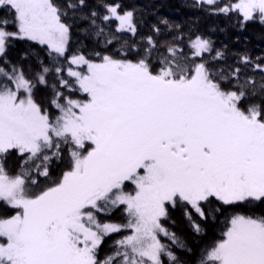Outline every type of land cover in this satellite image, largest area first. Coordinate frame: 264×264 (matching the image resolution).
<instances>
[{
	"label": "snow or ice",
	"instance_id": "1",
	"mask_svg": "<svg viewBox=\"0 0 264 264\" xmlns=\"http://www.w3.org/2000/svg\"><path fill=\"white\" fill-rule=\"evenodd\" d=\"M188 6L264 25V0ZM143 23L118 0H0V264H264V51ZM176 208L219 237L194 252Z\"/></svg>",
	"mask_w": 264,
	"mask_h": 264
},
{
	"label": "trees",
	"instance_id": "2",
	"mask_svg": "<svg viewBox=\"0 0 264 264\" xmlns=\"http://www.w3.org/2000/svg\"><path fill=\"white\" fill-rule=\"evenodd\" d=\"M88 2L94 4L95 0H88ZM118 2L123 4L125 8L134 7L137 9L138 21L144 22L140 27L141 35L149 31L148 25L155 23L158 17H164L170 21L181 24L184 43L180 46L184 48L185 51H187V36L190 31L200 32L209 37L215 48H221L227 45L229 56H231L233 52L242 50L245 46L252 49L253 55H258L261 51H264V25H261L258 19L249 22L247 27L241 30L235 23L237 19L235 14L229 17L207 15L203 11L190 8L188 5L191 4L192 0H118ZM81 27H83V25L77 23L73 28V41H82L87 45L85 49V51H87L93 45L91 39L80 33L79 29ZM111 27L113 29L115 28L114 22ZM173 34L180 35L179 32ZM136 39L138 40L140 37L137 36ZM161 39H171V36L164 35ZM76 46L77 45L73 43L72 47L75 48ZM25 47L26 45L24 43H17L14 48L9 50V59L16 61L20 52ZM116 48H118V45L114 43L110 51ZM12 163V160H9V168L12 167ZM100 218L102 222L104 220H112L119 223L126 222L122 208L114 211L111 216H101ZM222 220L223 218L221 217V221ZM163 222L166 227L175 231L183 238H186L189 246L194 252H198L205 244L218 238L222 230L221 227H217L219 222L216 221L212 222L210 227H207L206 234H194L187 220L184 218L183 209L181 208L170 209V218ZM125 234L127 233L120 232L118 234H110L106 237L103 245L99 249V258L103 259L109 252L113 242ZM178 254L184 258H188L183 252H178Z\"/></svg>",
	"mask_w": 264,
	"mask_h": 264
}]
</instances>
